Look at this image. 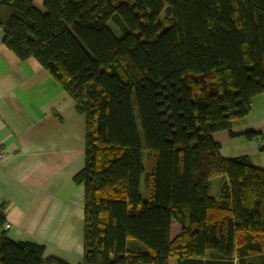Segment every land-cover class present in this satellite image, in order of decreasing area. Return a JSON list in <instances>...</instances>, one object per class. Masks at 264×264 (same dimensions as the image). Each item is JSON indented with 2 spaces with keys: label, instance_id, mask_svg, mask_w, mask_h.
I'll return each mask as SVG.
<instances>
[{
  "label": "trees",
  "instance_id": "16d2710c",
  "mask_svg": "<svg viewBox=\"0 0 264 264\" xmlns=\"http://www.w3.org/2000/svg\"><path fill=\"white\" fill-rule=\"evenodd\" d=\"M0 28L86 118L75 177L85 189L83 264H234L237 251L247 264L246 247L263 253L247 241L264 238V170L249 157L223 158L213 134L264 93V0H45L44 11L2 0ZM222 176L216 200L211 181ZM173 218L182 226L175 239ZM129 238L147 252L130 251ZM44 252L0 235V264H65L44 263Z\"/></svg>",
  "mask_w": 264,
  "mask_h": 264
},
{
  "label": "crops",
  "instance_id": "0c3cea01",
  "mask_svg": "<svg viewBox=\"0 0 264 264\" xmlns=\"http://www.w3.org/2000/svg\"><path fill=\"white\" fill-rule=\"evenodd\" d=\"M44 1L33 3L44 11ZM4 38L0 28V235L14 243L44 245V263L55 259L83 264L85 189L75 177L85 167L86 118L78 112L73 97L36 59L21 60ZM248 133L257 136L248 138ZM213 139L220 144L223 158L249 157L253 166L264 170V93L253 98L246 117L235 120L230 130L214 133ZM213 181L218 182L213 185ZM226 183L224 176L211 181L216 200ZM141 192H147L146 174ZM173 220L171 238L175 239L182 226L175 219L179 224L175 233ZM263 242L260 236L247 241V246L263 248V253H257L246 247L247 264H262ZM127 247L134 253L147 252L145 245L131 238ZM206 257L215 260L217 252L209 251ZM178 261L170 257L169 264ZM239 261L237 251L234 264Z\"/></svg>",
  "mask_w": 264,
  "mask_h": 264
},
{
  "label": "rangeland",
  "instance_id": "374dc122",
  "mask_svg": "<svg viewBox=\"0 0 264 264\" xmlns=\"http://www.w3.org/2000/svg\"><path fill=\"white\" fill-rule=\"evenodd\" d=\"M167 17H169V14L165 10L163 12V14L161 15V17H160V21H164ZM108 26H109V28L112 30V32L114 33V35L117 38H122L123 37V31L119 28V26L113 20L109 21ZM139 133H140L141 142L144 145L143 133H142V130L140 128H139ZM217 182L218 181H216V182L213 181V185H216ZM173 225H174V232L176 233L177 232V228L179 227V224H178V222L175 219L173 220ZM175 233H174L173 237H175V235H176ZM263 245H264V242H263Z\"/></svg>",
  "mask_w": 264,
  "mask_h": 264
},
{
  "label": "built area",
  "instance_id": "2783aa9c",
  "mask_svg": "<svg viewBox=\"0 0 264 264\" xmlns=\"http://www.w3.org/2000/svg\"><path fill=\"white\" fill-rule=\"evenodd\" d=\"M2 155V153L0 152V156ZM5 227H6V229H9L10 227H11V225L9 224V223H7L6 225H5Z\"/></svg>",
  "mask_w": 264,
  "mask_h": 264
}]
</instances>
